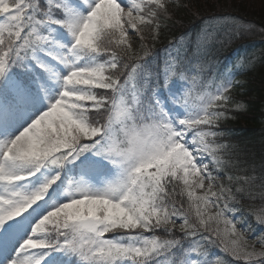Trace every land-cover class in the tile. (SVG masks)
Masks as SVG:
<instances>
[{
	"label": "snow or ice",
	"instance_id": "obj_1",
	"mask_svg": "<svg viewBox=\"0 0 264 264\" xmlns=\"http://www.w3.org/2000/svg\"><path fill=\"white\" fill-rule=\"evenodd\" d=\"M187 7L0 0V264H264V160L221 127L236 32L152 52Z\"/></svg>",
	"mask_w": 264,
	"mask_h": 264
},
{
	"label": "trees",
	"instance_id": "obj_2",
	"mask_svg": "<svg viewBox=\"0 0 264 264\" xmlns=\"http://www.w3.org/2000/svg\"><path fill=\"white\" fill-rule=\"evenodd\" d=\"M181 3L188 7L177 10L173 21L168 22L169 27H162L160 38L154 42L152 52L159 53L160 57L170 41L184 34H187V42L195 44L197 37L206 31L204 26L209 19L233 18L250 25L248 37L244 38L241 30L237 31L236 38L226 46L218 45L213 49V58L220 67L225 63L229 67L235 65L234 70L240 72L236 78L242 85L233 91L236 100L244 107L233 109L231 118L222 122L224 142L239 162L255 165L259 172L264 160V0H181ZM217 33L222 34L218 30ZM256 49L258 52L253 59ZM252 203L246 197L241 200L239 214H247ZM248 219L258 232L254 218L248 216ZM211 252L213 258L231 260L215 247Z\"/></svg>",
	"mask_w": 264,
	"mask_h": 264
},
{
	"label": "rangeland",
	"instance_id": "obj_3",
	"mask_svg": "<svg viewBox=\"0 0 264 264\" xmlns=\"http://www.w3.org/2000/svg\"><path fill=\"white\" fill-rule=\"evenodd\" d=\"M249 26H250L249 24L243 23V22H241L237 19H233V18H230V19L213 18V19H209L205 23L204 27H205L206 31H210V32H212V34H216L217 30L222 32V34H226V31H228L229 33L235 31L236 36H237V31L243 30L242 34H243V37L245 38V37H248V32H250V30H251V29H249ZM257 52H258V49L254 50L253 59H255Z\"/></svg>",
	"mask_w": 264,
	"mask_h": 264
}]
</instances>
